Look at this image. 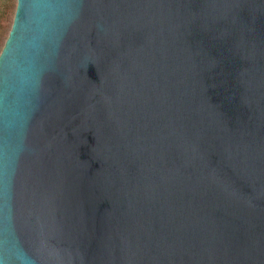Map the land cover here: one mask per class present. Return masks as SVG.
Masks as SVG:
<instances>
[{"label": "water", "instance_id": "obj_1", "mask_svg": "<svg viewBox=\"0 0 264 264\" xmlns=\"http://www.w3.org/2000/svg\"><path fill=\"white\" fill-rule=\"evenodd\" d=\"M0 264H264V0H17Z\"/></svg>", "mask_w": 264, "mask_h": 264}, {"label": "rangeland", "instance_id": "obj_2", "mask_svg": "<svg viewBox=\"0 0 264 264\" xmlns=\"http://www.w3.org/2000/svg\"><path fill=\"white\" fill-rule=\"evenodd\" d=\"M4 3L6 4V6L3 8L5 11V18L4 22H0V50L2 49L10 28L12 27L17 7V0H0V7Z\"/></svg>", "mask_w": 264, "mask_h": 264}, {"label": "trees", "instance_id": "obj_3", "mask_svg": "<svg viewBox=\"0 0 264 264\" xmlns=\"http://www.w3.org/2000/svg\"><path fill=\"white\" fill-rule=\"evenodd\" d=\"M5 6H6V4L4 3V4L1 5V7H0V22H1V21L4 22L5 11L3 10V8H4ZM10 30H11V28H10ZM9 33H10V31H9ZM9 33H8V36H9ZM8 36H7V38H8ZM7 38H6V40H7ZM6 40H5V42H6ZM5 42H4V45H5ZM4 45L2 46V49H3ZM2 49L0 50V53H1Z\"/></svg>", "mask_w": 264, "mask_h": 264}]
</instances>
